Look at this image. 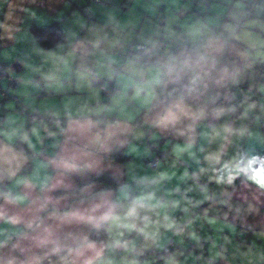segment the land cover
Here are the masks:
<instances>
[{"label":"crops","instance_id":"obj_1","mask_svg":"<svg viewBox=\"0 0 264 264\" xmlns=\"http://www.w3.org/2000/svg\"><path fill=\"white\" fill-rule=\"evenodd\" d=\"M192 3L202 21L167 36L158 29L143 59L119 55L113 73L93 69L84 86L52 92L69 100L52 114L64 121L62 132L47 140L41 129L8 118L25 107L20 87L12 91L21 105L7 101L0 111V264H138L140 256L156 264L176 233L189 237L187 225L204 247L195 248L193 264H238L240 249L264 241V169L251 167L264 153V112L257 107L264 83L249 85L245 74V36L261 30L254 23H264V0ZM256 63L264 72V62ZM111 84L119 92L106 100L101 87ZM116 148L128 159L119 160ZM156 156L158 177L151 178L148 161ZM240 165L249 172L244 177ZM101 174L112 183L95 181ZM164 214L173 223L127 260L120 231L126 234L131 216L164 221ZM99 227L104 233L93 234ZM213 243L219 248H208ZM260 259L248 264H264Z\"/></svg>","mask_w":264,"mask_h":264},{"label":"rangeland","instance_id":"obj_2","mask_svg":"<svg viewBox=\"0 0 264 264\" xmlns=\"http://www.w3.org/2000/svg\"><path fill=\"white\" fill-rule=\"evenodd\" d=\"M28 1L0 0V64L7 74L1 84L6 86L7 79L11 78L17 81V86L13 90L20 87L19 92L21 91L25 97V112L30 115L49 112L57 116L61 104L65 105L69 97L62 96L61 103L58 101L59 97L50 96L52 92L64 93L73 87L84 86L93 69L104 74L113 73L115 66L122 61L119 57L120 51L125 54L128 48L133 50L140 47V44L146 45L153 40L158 29L163 30L167 36L172 34L175 27L184 26L189 21H202L201 17L197 18L192 14V0H99V2L68 0L60 7L56 5V0ZM225 11L223 15L218 16V20L225 19ZM206 17L209 18L208 15ZM55 22L63 30L65 41L52 49L43 50L32 35L31 29ZM257 23L259 27L264 28V23L254 24ZM262 28L258 32L253 30L246 33L245 36V41L249 43L248 56L251 58L245 70V74L249 73V85L254 84V79L264 83V72L255 70L256 62H264ZM130 58L131 56L128 60ZM258 89L260 96L257 99V107L260 112H264V85H259ZM248 94L252 96L250 92ZM248 94L239 92L241 97H248ZM243 105L249 106L247 103ZM8 114H10L8 118L12 117L17 121L19 118L22 119L24 128L25 116L21 112ZM43 139L46 140L44 136ZM163 160L161 159V163ZM172 165L181 167L178 162L175 164V161ZM150 169L153 174L150 177H158L157 170ZM136 187L143 191L140 199L144 200L146 188L139 184ZM163 208L165 212V206ZM164 217L166 219L160 221L152 217L131 216L125 224L126 234L124 230L120 231L125 243L123 252L127 260L139 244L142 243L141 248L149 249L151 241L156 237L155 231L163 228L164 223H173L171 216L164 214ZM177 223L182 224L180 220ZM187 229L189 233L191 232L189 237L185 239L176 233L171 242L170 256L164 255L156 264H193L195 248L204 247L198 240L197 244H194L196 242L191 236L192 227L187 225ZM241 237L238 243L249 246ZM262 244L264 241L256 248H248L245 251L240 249L238 256L243 263L238 264H248L255 256L264 260ZM208 248L212 250L219 248V245L213 243ZM144 263L152 264L147 260Z\"/></svg>","mask_w":264,"mask_h":264},{"label":"built area","instance_id":"obj_3","mask_svg":"<svg viewBox=\"0 0 264 264\" xmlns=\"http://www.w3.org/2000/svg\"><path fill=\"white\" fill-rule=\"evenodd\" d=\"M93 2H98V0H92ZM147 46L136 48L135 50H130L129 54H134L136 56H145L147 52ZM120 56L124 57V54H119ZM114 70H117V68H114ZM7 74L4 70V67L0 64V111H2L5 103L7 101H13L16 105L20 104V100L14 96L12 93V90L17 86V81L15 79H7V84L4 87L1 82L6 78ZM101 90L106 98L111 97L113 94H116L118 92L117 86H114L113 84L109 85L108 87L102 86ZM20 107V106H19ZM25 107H22L20 109V112L25 116V126L27 129H33L39 127L44 134V137L49 139L52 136L53 132H62L64 121L62 119L54 117L51 113L45 112L43 114L36 113L34 115H30L25 112ZM101 122H109V119H100ZM159 161V157H155L152 160L148 161V164L151 168H156L157 162ZM252 169H264V153L257 156L254 161L251 164ZM238 171L240 172L241 176H246L249 172L240 165L238 168ZM243 240H246V238H242ZM172 248V243L170 242L165 251L164 255L169 256V252ZM147 260L146 256H140L138 260V264H143V261Z\"/></svg>","mask_w":264,"mask_h":264},{"label":"trees","instance_id":"obj_4","mask_svg":"<svg viewBox=\"0 0 264 264\" xmlns=\"http://www.w3.org/2000/svg\"><path fill=\"white\" fill-rule=\"evenodd\" d=\"M92 2V0H89ZM99 2V0H98ZM31 32H32V35L34 36L35 40L37 41V43L39 44V46L43 49V50H49V49H52L62 43H64L65 41V35L63 33V30L61 29V27L59 26L58 23H51L49 25H46L44 27H35V28H32L31 29ZM161 45V43H159L157 46ZM143 46H147V45H141L140 47H143ZM139 48V47H138ZM147 52L148 50H150V47L147 46ZM136 48H134L133 50H135ZM132 50L131 48L130 49H127L126 53L124 54V58H126L127 56L129 55H132V56H136L134 54H129L128 52ZM146 52V53H147ZM144 57V56H143ZM140 59H143L142 56L141 57H138ZM239 65H240V68H243L245 65L240 63L239 62ZM257 65V63H256ZM114 86H116L115 84H113ZM118 88V87H117ZM118 92H119V89H118ZM118 92L116 94H118ZM115 95V94H113ZM112 95V96H113ZM111 96V97H112ZM105 97V95H104ZM106 98V97H105ZM110 98V97H109ZM109 98H106L109 99ZM20 102V101H19ZM21 105V103H20ZM23 107V106H22ZM22 107H18V110L20 111V109ZM3 110V109H2ZM29 130V129H28ZM16 146H18L23 152L27 153V148L26 146H21V144H16ZM117 155L119 154V160L123 161V160H127L128 157L124 156L123 155V152L121 151V148L120 149H115L114 151ZM121 154V155H120ZM95 181H106L108 183L112 181V179L108 178L106 175L104 174H101L99 175L98 177H96L94 179ZM112 183V182H111ZM101 230L103 233H104V228L103 227H99V228H95L93 230V234H97L96 232ZM95 236V235H94ZM96 237H99L96 235ZM157 257V256H156Z\"/></svg>","mask_w":264,"mask_h":264},{"label":"flooded vegetation","instance_id":"obj_5","mask_svg":"<svg viewBox=\"0 0 264 264\" xmlns=\"http://www.w3.org/2000/svg\"><path fill=\"white\" fill-rule=\"evenodd\" d=\"M160 42H161V40H160Z\"/></svg>","mask_w":264,"mask_h":264}]
</instances>
